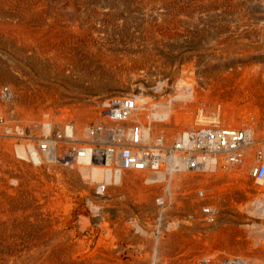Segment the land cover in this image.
<instances>
[{"label": "bare ground", "instance_id": "obj_1", "mask_svg": "<svg viewBox=\"0 0 264 264\" xmlns=\"http://www.w3.org/2000/svg\"><path fill=\"white\" fill-rule=\"evenodd\" d=\"M262 1L264 2V0ZM237 2L238 1L235 0H193V8L189 10L177 11L175 9L176 11L174 12H172L173 10H169L170 12H172L168 15L170 17V22L172 19L174 26L178 30L177 34H175L174 36V39L177 40L175 41L176 44L178 40L183 41L185 35H188V38H190L189 40L194 43V45L196 46L195 48L198 49V51H206L208 55V63H206V65H204V63L202 64L205 66V68H202V70L205 72V74L216 78L212 79L210 81L211 83L207 85L209 88L208 90H213L214 92L225 86L222 82L223 80L221 81V79L223 77L225 78L227 67L230 65L234 66L235 68V65H237H233L234 62L232 64H227L225 56H228L229 54L234 55V52H236L235 55H238V52H243V50L240 48L241 46H238V44L243 43V41L245 40L242 32V27L245 22L249 21V19L251 18L252 20L250 21H252V23L253 21H255L252 14L244 13V10H241L238 5L239 2ZM38 3L39 1L37 2L36 0H0V36L8 39L9 42L14 41V43L17 42L18 44H22L24 47L28 48L29 51L30 49H32L31 47H33V49H40L39 45H41V52L45 54L44 52H46L51 45L48 44V41H50L51 43L56 37L59 36V34L57 33V29H52L49 26L47 19L51 16H48L46 14L48 11H44L45 9L41 10L43 9L41 8V3L40 5H38ZM243 3H245V1ZM250 3L247 4L250 5ZM177 9L180 8L178 7ZM260 12L261 13L256 15V18L264 20V11L262 8ZM37 14H40L41 17H39ZM164 14H161L160 12L156 13L155 15L160 17L164 16ZM37 16L40 19V23L36 22ZM256 22L259 23L257 20ZM147 24V30L155 32V34L158 36L159 33L156 32L157 29L154 27L156 23L154 25H151L149 23ZM252 26L253 24H251L250 28H252ZM255 26L254 29H256L260 25H258L257 27ZM142 27L143 26H141V28ZM260 27L257 29H260ZM261 29V33H264V26L261 27ZM255 31L253 30V32ZM253 32L252 34L254 35ZM170 33L173 34V32ZM0 42L3 43V41ZM166 44H168V42ZM23 46L19 48L23 50ZM13 48L11 47V49ZM15 51L17 52V50ZM130 51L133 53V57L136 61L139 59L141 61L149 60L150 62L152 61L150 59L152 58L151 53L154 54L156 52H153L154 50H149L150 52H144L143 49L138 50L135 48L134 50ZM36 52L38 55V52H40V50H37ZM48 53H51V51ZM54 53L56 52H53V54ZM132 53H130V55ZM7 56L8 55H6V57ZM23 57L25 58V55L22 56V58ZM204 61L206 60H203V62ZM257 61L258 60H256V62ZM259 61L261 60L259 59ZM10 62L12 63V60ZM244 63L245 62H243V64ZM136 64L134 65L136 66ZM246 64H248V62ZM138 65L140 69V63ZM250 66H252V64ZM239 67L241 68V65ZM236 68H238V66H236ZM252 68L250 69V73H248L249 71L247 72V78V74H245V76H243L242 74V76L247 80L245 78V81L240 80V82H243L241 86L244 87L243 85H246V83L250 81L253 82L252 84H254V86H258L264 89V81L259 83L260 80L257 79V76L259 75L257 74V72L255 73V71L252 73ZM255 68L257 69V67ZM57 70H60V68ZM197 70H199V68ZM234 71L237 73L239 72L237 69H234ZM229 73L227 74L229 75ZM251 73L253 74V76H249V74ZM231 77L232 76H230L229 78ZM17 78L13 75V73H11L8 68H6L4 65H0V250L1 248L2 250L5 249L4 252L2 251L3 253H0V264H101L100 259H102L103 257L110 258L109 256L111 253L108 250H105V252L103 253L99 248L95 247V250L93 252L89 251L88 253V251L85 252L84 250H82L83 247H81L80 243L77 245L73 244L74 247H72V249H69L67 248L68 246L66 247L62 244L64 239L63 237L65 235L63 237H52L53 235H50L48 231V226H42L43 228H45L44 230L42 228V231L39 232L40 229L38 230L35 228V225L37 226V223H31L33 222V218L31 217L33 213L41 212L47 215L49 214V211L53 214L57 209H59V207H61L59 205L60 201H54L53 203H51L50 199L48 198V196L50 195L49 193H51L49 191V189H51L49 185L54 183L53 180L55 179L57 180H55L56 185L60 187L59 189L62 188L61 190L63 191V193L68 192L67 190H74L73 192H76L81 186H83V188L86 187L90 192V195L88 193L89 197L87 202L93 213H100L102 211L101 206L104 201H107V199L116 201L118 198H120L121 200H124L125 204H127L129 201H131V199L137 198V201L143 200L144 202L146 201L148 204H150L149 206L147 204V210L153 209L152 206H154V209H156L157 212L159 211L160 214H167V212H170V210L172 212L173 203L179 204V202H177V199L182 200L183 198L187 199L191 197H196L194 199H198L199 197L200 199L199 201L194 200L198 201V203H195V205L191 204L190 207L189 204L187 205L186 210L188 212L190 211L195 214L197 209L200 208L201 214L204 215L203 207H206L207 205L211 207V209L209 208L210 210L219 213V217H214V219L212 217L209 222L205 218L202 219L201 217H195L194 219H198L197 221H194L196 223H193L192 227L194 228H191L190 225V227L187 225L188 219L186 220L187 222L186 224H184V226L182 224L183 221L170 222V224H166L167 226H165L168 228H166V230L169 231L168 233H165V229L164 233H161L160 230L162 227L159 229L158 227L156 229H150V226H147L146 228L145 224L141 225L143 222L148 225L152 224L154 226H159L160 223H162L158 220L153 221V219L151 220L150 217H147L146 221L144 219L143 221L138 220L133 222L137 225V229L145 234L144 240L147 241L149 245L153 246V251L151 253H149L150 251H147L149 256L146 259V263H144L145 261L143 262L144 264H264V247L262 248V246L264 245V225H251L250 222V228L247 229L251 231H249L248 233L251 234L252 231L255 230H257L258 233H253L249 236L254 244H252L253 246H251V243L249 244L247 242H244V240L242 239L244 237L240 236V234L237 233L240 226L239 222H237L236 220L231 222L230 220L225 219V217L222 215V211L227 212V210L229 209V205L220 207V205L216 206L217 202H213L214 197L220 199L221 195H219V193L222 194V191L223 193L225 192L224 194L227 193V197H230L229 188L234 187V193L237 195V191H240L241 193L244 190L245 192V188H252V186L256 182L254 180L256 178L253 176L252 172L257 166H259L260 163L264 161V135L261 134L260 131L256 128V126H264V103L261 106L247 103L249 105L246 104L245 106L244 104H241L240 100L238 101L237 99H235V97L231 98L228 94H222L223 92H219L217 95L215 93L216 99L215 97L214 99L216 100V103H214L215 100L213 102L208 101L207 103L206 98H208L211 94L210 92H204V94L202 92L203 97L205 98L197 99V94L196 98V95L193 97V101H191L192 103L188 105L184 103L181 104L184 105L183 107L180 106L183 108V110L180 109L181 111L172 114L170 113V111L173 110L169 111L166 109L165 111L167 112L162 110L160 111L158 107H156V109L153 105L152 106L154 108L152 106V108H147L149 106V100H143L142 97L134 100L132 99L134 98L133 96L121 94L112 96L109 101L103 100L96 102V106H98L97 108H99L98 110H94L93 107L95 106H81V103L76 101L77 103L75 102L74 105L77 104L78 109L73 108V111H71L68 109L64 110L66 108L63 109L61 107V102L59 101L57 93L60 90L56 92L57 94L51 93V97H47L48 104L44 105L43 103L45 102L41 103L40 99H38L37 97L31 98V96L36 91L40 92V90H36L34 93L32 92V95L30 94L31 96L25 95V87L22 86V84L20 83L21 81L19 82L18 80H16ZM224 80L226 81V79ZM196 81H198L197 78ZM202 81L204 82V80ZM238 81L239 80H237V84L239 85L240 82L238 83ZM112 82L113 78L105 79L103 77L98 81L95 79L92 82L91 88L101 90L104 89L106 85ZM229 83L227 82V85ZM5 86L7 88H5ZM32 87L35 88L37 86ZM232 88L233 87H231V89ZM240 91L242 90L239 89L234 94L238 95L240 94ZM37 92L35 94L36 96L39 94H37ZM42 94L43 93L41 92V96ZM262 95H264V92L262 93ZM115 99H122L133 102V107L126 108L125 111L127 113H125V115L121 114V118L113 117L108 108L109 103ZM202 104L203 106H201ZM159 108L162 107L160 106ZM74 109L77 110V112H74ZM91 117H93L94 119L92 120ZM178 122L184 123L185 126L181 128H177L176 126V128L173 127V125H177ZM224 122L227 125H223ZM153 123H156V125L161 124L165 126L167 124L172 125L173 128H171L176 132L170 130L169 128V133L166 131V136L164 134L163 136L161 135V132H159L158 130L156 131V129L152 127ZM167 127H165L166 130ZM223 127L244 129L247 132V136L249 138L251 137L250 144H243V146L241 147L240 156L239 154H236L232 155L234 156V158H232L227 153L211 152L209 150L203 149V146L207 145L208 142V137L205 133L221 129ZM60 131H63L64 133H61ZM199 144L201 146H198ZM193 147H195L194 150L192 152L189 151V149ZM129 159H135V162H129V165L127 166L126 162L127 160L129 161ZM191 161L196 162L195 167H192L190 165ZM182 171H186V175L184 174L183 178L182 175L178 174ZM55 176H58L59 178H55ZM141 179L142 181L138 184V180ZM219 185H221L223 188L219 187ZM145 186L152 187L145 188ZM196 191L204 193L200 194L198 192L199 194L197 193L195 195H191V192L196 193ZM214 191L217 192L215 193ZM232 195L233 194H231V196ZM11 197L13 198L12 200ZM203 197H205L206 203L204 200L200 202ZM37 199L38 202H36ZM191 199L193 201V198ZM248 201L249 202L245 201V204L238 202V208L235 206V210H240L241 208L244 209V207L246 206L247 212H250L251 215L264 216V196L256 198L253 197L252 199L249 198ZM158 202L160 204L159 207L157 206ZM116 203H118V201ZM221 203H223V201ZM37 205L39 206V209L37 208ZM83 211L85 212H79L80 214L74 219V221H79L83 226H85L87 225V220H89V218L86 210ZM197 212H199V210ZM121 214L124 213L121 212ZM51 216L53 217V215ZM159 216L160 215H158V217ZM42 220L47 221V218H44ZM50 220H53V218H50L49 221ZM126 225L128 227V224ZM201 229H205V231L207 232V236L204 235L202 241H199L200 239H202V237L199 238L197 242L195 241L196 238L194 240H190L191 236L185 234L189 231L195 232ZM147 230H150L151 232L148 231L150 232L148 233ZM117 231H115L114 229L115 233ZM112 236V239H114L115 235ZM116 236L118 237V235ZM121 237L124 238V236ZM127 241H129V238H127ZM137 242L140 243L141 241L139 240ZM110 243L112 242L110 241ZM143 243L146 244V242L143 241L141 245H143ZM97 244L96 246H98ZM107 246L108 245H106V247ZM199 246H202L204 248V251H191L192 248L196 249V247ZM255 246L256 248H254ZM186 247L189 249L187 250L188 252L185 251V253L182 255L175 254L174 257L168 258V256L173 255L174 250H176L175 248L185 249ZM251 247L253 250L251 249ZM260 247L261 250L258 249ZM216 248H220V255L218 254V251H212ZM76 249L78 252L81 250V254L79 255L80 259H78V255L73 252V250L76 251ZM111 249L112 248H110V250ZM204 252H207L208 254L206 255L205 253V255L203 256ZM131 255L132 256H127L129 259L131 258V260L127 259L129 261L128 263L142 264L143 258L140 259L139 257H133V254ZM121 259H123V257ZM113 260L114 259H112V261ZM116 260L117 259H115L114 262H117ZM105 263L107 262L105 261Z\"/></svg>", "mask_w": 264, "mask_h": 264}, {"label": "rangeland", "instance_id": "obj_2", "mask_svg": "<svg viewBox=\"0 0 264 264\" xmlns=\"http://www.w3.org/2000/svg\"><path fill=\"white\" fill-rule=\"evenodd\" d=\"M36 1L37 2L39 1L38 5H40V3H41V8H43L41 10L45 9L44 11H48L46 14L48 16L49 15L51 16V17H48V19H47L48 24L52 29L54 28V29L58 30L57 33L59 34V36L56 37L54 39V41H52L51 43H50V41H48V44L49 45L51 44V45L49 46L48 50L46 52H44L45 54H43V52H41V45H39L40 49L39 48L33 49V47H31L32 49H30V51H31V54H30L29 49L24 47L22 44H18L17 42L14 43V41H12L14 43L13 44L12 42H9L8 39L4 38L3 36H0V41H3V43L0 42V60L2 61V62L0 61V65H4L6 68H8L11 71V73H13V75L16 78L18 77L16 80H18L19 82L21 81L20 83L22 84V86L25 87V89H24L25 95L31 96L32 92L34 93L36 90H40V92L36 91L37 94L38 93L40 94V96H39V94L36 96L35 95L36 92H35L31 96V98L37 97L38 99H40L41 103L45 102V103H43L44 105L48 104V102H47L48 98L47 97H49L51 95V93L52 94L58 93V98H59V101L61 102L60 103L61 107L63 109L66 108L64 110L68 109L71 111H73V108H75V109L77 108V104L74 105V103L76 101L80 102L81 106L82 105L83 106L84 105L85 106H92V107L95 106V107H93L94 110H98L99 108H97L98 106H96V102L103 101V100L109 101V99L112 96L121 95V94L133 96L134 98H132V99H134V100H137V99H139V97H142L143 100H147V101L149 100V106L147 108H150L153 105L155 108L158 107V109L160 111L161 110L165 111L166 109L169 111L173 110V111H170V113H172V114H175L176 112L183 110L182 107L184 105H181V104L184 103V104L188 105V104L192 103L191 101H193V97L196 95L195 96V98H196L197 94H198L197 99L205 98V97H203L204 92H206V93L210 92V94H211L208 97L209 99L206 98L207 103H208V101L213 102L216 99L215 93L217 95L219 92L220 93L223 92L222 94H225V95L228 94L231 98L235 97V99H237L238 101L240 100L241 104H244L245 106L247 103L258 105V106H261L264 103V101H263L264 95H262V93L264 92V89H262L258 86H254V84H252L253 82H250V81H248L246 83V85H243L244 87H242L241 85L243 84V82H240V80L245 81L244 80L245 77H243V76H245V74H247L246 75V78H247L248 73L251 72L250 69L252 67L254 68V70L252 68V73L255 71V73L257 72V74L259 75V76H257V79L260 80L259 83L264 81V70H263L264 69V33H261L262 32L261 27L264 26V22H262V21H264V20H260V19L256 18L257 17L256 15H258L259 13L262 12V11L260 12L261 8L264 11V2L262 0H254L255 3L253 0H235V1L239 2V3L238 2L237 3L239 5L240 9L244 10L243 11L244 13L252 14L253 19L255 21H253V23H252V21H250V20H252V18L250 17L251 19H249V21L245 22V24L242 27V32H243L245 40L243 41L244 44L240 43V44H238V46L239 47L241 46L240 48L243 50V52H238V55L237 54L235 55L236 52H234L233 53L234 55L229 54L228 56H225L227 64H232L234 62L233 65H235V64H237V65H235V68H234V66H230V65L228 66L229 69L227 67L226 76H225V78L223 77L221 79V81L223 80L222 82L225 86L219 90H216V92H214L213 90H208L209 88L207 86L209 83H211L210 81L212 79H216V78L213 76L211 77V76L205 74V72L202 70V68H205L204 65H206V63H208V60H207L208 55H207L206 51H204V50L198 51V49L195 48L196 46L194 45V43L189 40L190 38H188L189 37L188 35H185L186 38L184 37L183 41L178 40V42L176 44L175 41H177V40L174 39L175 38L174 36H175V34H177L178 30L174 26L172 19L170 22V17L168 16L170 13H172L176 10L177 11H179V10L184 11V10H189V9L193 8V0H107V1L106 0L105 1L104 0H36ZM190 1H192V2H190ZM244 1H245V3H243ZM256 2H257V4H256ZM247 3H250V5ZM261 3H263V4H261ZM178 7L180 9H177ZM259 7H260V9H259ZM169 10H171V11L173 10V11L170 12ZM253 11H256V12H253ZM160 12H161V14L165 13L164 16L159 17V16L155 15L156 13H160ZM167 12H168V14H167ZM37 15L39 17H41L40 14H37ZM38 16L36 17V22L40 23V19ZM100 17H103L104 19L100 18ZM256 20L259 23H257ZM56 22L58 23V25ZM260 22H261V24H260ZM54 23H55V25H54ZM147 23H149L151 25H154L156 23L154 25V27L157 29L156 32L159 33L158 36L155 34V32H153L151 30H149V31L147 30V25H148ZM100 24H101V26H100ZM251 24H253L252 28H250ZM255 24H256V26H255ZM144 25H146V26H144ZM158 25H159V27H158ZM258 25H260L261 27ZM141 26H143V27L141 28ZM254 26L255 27L258 26L257 28L260 27V29H257V28L254 29ZM62 27H63V29H62ZM108 28H110V29H108ZM251 29H253L254 31L257 30L258 32L257 31L253 32V30H251ZM73 32H75V33H73ZM170 32H173V34H171ZM249 32H251V33H249ZM252 32L254 33V35L252 34ZM256 33H258V34H256ZM259 33H261V34H259ZM65 35L66 36L68 35L67 36L68 38ZM146 35H148V36H146ZM153 35H154V37H153ZM261 35H263V36H261ZM65 37L67 39H69L70 41L67 40ZM104 37H105V39H104ZM135 37H137V38H135ZM156 37H157V39H156ZM160 37H161V39H160ZM60 39H61V41H60ZM57 40H59V41H57ZM143 41H145L146 43ZM167 42H168V44H166ZM173 42H175V43H173ZM4 44H6V45H4ZM149 44H150V46H149ZM20 45L23 46L22 47V48H24L23 50L21 48H19V47H21ZM67 45H69V46H67ZM157 45H159V46H157ZM162 45H163V47H162ZM176 45H178V46H176ZM13 46H14V48H13ZM182 46H183V48H182ZM11 47L13 49H11ZM71 47H72V49H71ZM164 47H165V49H164ZM134 48L138 49V50L143 49L144 52H150L149 50H151V51L154 50L153 52H155V51L156 52L154 54L151 53L152 54V58H150L152 60L151 62L149 60L141 61L139 59L136 61L133 57V53L130 51V50H134ZM5 49H6V51H5ZM64 49H66L67 51ZM174 49H176V50H174ZM15 50H17V52ZM37 50L38 51L40 50V52H38V55L36 52ZM166 50H168V51H166ZM50 51H51V53H48ZM8 52H10V53H8ZM53 52H56V53L53 54ZM4 53L8 56L6 57V55ZM21 53H22V55H21ZM130 53H132V54L130 55ZM23 54L25 55V58L27 57L26 60L24 57L22 58V56H24ZM153 55H154V57H153ZM131 57H133V58H131ZM230 57H232V58H230ZM73 58H74V60H73ZM201 59L206 60V61L203 62V60H201ZM259 59L261 61H259ZM11 60H12V63L10 62ZM228 60L229 61L231 60V61L229 62ZM256 60H258V61L256 62ZM153 61H155V62H153ZM243 62H245L244 64L246 66L243 64ZM247 62H248V64H246ZM27 63H28V65H27ZM67 63H68V65H67ZM139 63H140V69H139V65H138ZM203 63H204V65H202ZM134 64H136V66ZM150 64L152 65V67ZM200 64L202 65V67ZM251 64H252V66H250ZM240 65H241V68L244 67L245 69L244 68L241 69L239 67ZM109 66H111V67H109ZM146 66H147V68H146ZM236 66H238V68H236ZM246 67L247 68L249 67V68L247 69ZM255 67H257V69ZM46 68H49L51 71L49 69H46ZM59 68H60V70H57ZM195 68H197V69L199 68V70H197ZM230 68H231V70H230ZM234 69H237L239 72L238 73L235 72ZM52 71H53V73H52ZM229 71H230V73H229ZM87 73H89V74H87ZM227 73H229V75ZM252 73L249 74V76H253ZM234 74H235V76H234ZM237 74H239V75H237ZM242 74H243V76H242ZM43 75H44V77H43ZM80 75H81V77H80ZM230 76H232V77L229 78ZM103 77L105 79L106 78H111V79L113 78V82L106 85L104 89H101V90L100 89H97V90L92 89L91 88L92 82L95 79L98 81V80H100V78L102 79ZM28 78H29V80H28ZM196 78L198 81H196ZM224 79H226V81ZM202 80H204V82ZM237 80H239L238 83L240 82L239 85L237 84ZM205 81H206V83H205ZM189 82L192 85H190ZM227 82L228 83L230 82L228 84L229 86L227 85ZM204 84L207 86V88ZM234 84H235V86H234ZM32 86H37V87L33 88ZM202 86H204V87H202ZM39 87H40V89H39ZM231 87H233L235 89H233V88L231 89ZM5 88H7V87L5 86ZM238 88L241 89L242 91L243 90L244 91L243 92L240 91V94L235 95L234 93L239 90ZM54 90H55V92H54ZM58 90H60L59 92H61V93L57 92ZM41 92L43 93L42 94L43 97L41 96ZM198 92H200V93H198ZM202 92H203V94H202ZM185 95L187 98L185 97ZM62 97H64V98H62ZM214 97H215V99H214ZM181 98H182V100H181ZM210 98H212V99H210ZM177 99H180V100H177ZM165 101H166V103H165ZM178 101H179V103H178ZM214 103H216V100L214 101ZM249 104H247V105H249ZM160 106L162 108H159ZM180 106H182V107H180ZM201 106H203V104ZM174 107H176V108H174ZM74 112H77V110H75ZM165 112H167V111H165ZM91 119L93 120L94 118L91 117ZM69 125H71V124H69ZM168 125L169 124H167L166 126L161 125V124L156 125V123H153L152 127L155 128L156 131L158 130L159 132H161V135H163V134L165 135V134H167V132L169 133L170 130H173L172 128L175 126L177 128H181V127L185 126L184 123H182V122H178L177 125H173V127H172V125H169V126ZM223 125H227V124L224 122ZM165 127H167V130ZM169 128H170V130H168ZM256 128L260 131L261 134L264 135V126L263 127L256 126ZM173 131L176 132L175 130H173ZM60 132L64 133L63 131H60ZM57 177L55 176V178H57ZM55 180H53L54 183L49 185L51 188V189H49V191L51 193H49L50 195L48 196V198L50 199L51 203H53L54 201L55 202L60 201L59 205L61 207H59V209H57L56 212H54L53 214L50 213L49 211H48L49 214H47V215L44 213H41V212L33 213V215L31 217L33 218L32 221L33 222L35 221V222L34 223L31 222V223L32 224L37 223V226L35 225V228L38 230L40 229L39 232L42 231V228H43L42 226L45 225V227L48 226L47 227V228H49L48 231H49L50 235H53L52 237H58V236L63 237L65 235L63 237L64 239H63L62 244L65 245L66 247L68 246L67 248H69V249H72V247H74L73 244L77 245L80 243L81 247H83L82 250H84L85 252L88 251V253H89V251L93 252L95 250L94 249L95 247L99 248L100 251L103 253L105 252V250H108L111 253L109 257L110 258L113 257V258L110 259V258L103 257L102 259H100L101 264H103V263L104 264H119V263L120 264H130V263H128L129 262L128 260H131V258L129 259L127 256H132L131 254H133V257H139L140 259L143 258L142 264L146 263V259L149 256L148 252L150 251L149 253H151L153 251L152 250L153 246L149 245L147 243V241L144 240L145 234L143 232L139 231L137 229V225L133 223V222H135V220H138V218L140 221L142 220V219H140L141 218L140 212H142V210H141V207L139 206V204L134 203L132 205V202H130L129 205H126L124 203V200H121L120 198H118L116 201H111V199H107V201H104L102 206H101L102 211L100 213H96V212L93 213L92 210L90 209L89 205H88V202H87L88 197L90 195V192L88 191V189L86 187H84L85 188L84 189L83 186H81L76 192H73L74 190H71V191L67 190L68 192L63 193V191L61 190L62 188L59 189L60 187H58V185H56ZM147 187L149 188L152 186H145V188H147ZM219 187H222V186L219 185ZM229 189H230V191H229L230 197H227V193L224 194L225 192L223 193V191H222V194L219 193V195H221V197H223V198L220 197V199H219V198L214 197L213 202L214 203L217 202L216 206L220 205V207H225L226 205L227 206L229 205V209L227 210V212L222 211V215L225 217V219H228L231 222L235 221V220L237 222H239L238 216H241L244 219L246 214H241L243 212V208H241L240 210L239 209L235 210L239 204L238 199L242 198L240 203L243 204V203H245V201L249 202L248 201L249 198L252 199L254 196H256V195L261 196L262 194L253 192L252 190H249L251 188L248 187L247 189L245 188L246 193L244 192V190L241 193H240V191H237V195L239 194L237 196L234 193V187H231ZM198 192L197 191H196V193L191 192L192 194L191 193L190 194L195 195ZM214 192L216 193L217 191H214ZM88 193H89V195H88ZM199 193L201 194L204 192H199ZM231 194H233V195L231 196ZM205 197H206V195H205ZM205 197H203V199L201 198L202 200H200V202H202L204 200L206 203ZM191 198H193V201ZM191 198H187V199L183 198L182 200L177 199L178 200L177 202H180L179 200H181L182 202H180V204L184 208V204H186V206L189 204V207H190L191 204L195 205V203H198V201L200 199L199 197H198V199H194L196 197H191ZM12 199L13 198L11 197V200ZM226 199H228V200H226ZM194 200H198V201H194ZM117 201H118V203H116ZM220 201L221 202L223 201V203H221ZM36 202H38V199L36 200ZM121 202H122V204H121ZM218 202H219V204H218ZM228 203H230V204H228ZM158 204H159V202H158ZM221 205H223V206H221ZM202 206H204V205H202ZM121 207H122V209H121ZM207 207L211 209L210 206H207V205H206V207L204 206L203 207V210H204L203 214L204 215L201 214L200 208L197 209V211L199 210V212L196 211L195 215H198L197 216L198 218L201 217L202 219H204V218L207 219L208 222L210 221V219L212 217H213V219H214V217L215 218L219 217V213L212 211V210H211V213H206L205 208H207ZM37 208L39 209L38 205H37ZM184 209H186V207ZM83 210H86V213L88 214V218H89V220H87L88 223L85 226H83L82 223L79 221H74V219L80 213L85 212ZM180 211H182V210H180ZM121 212L124 214H121ZM192 214H193L192 212H190V211L188 212L185 210L183 212H181L182 218L188 219L190 221L193 220V218H194L193 216H191ZM51 215H53V217ZM74 215H76V216H74ZM42 216L44 218H47V221L42 220V219H44ZM50 218H53V220L49 221ZM107 221H109V222H107ZM256 221L258 223L259 222L264 223V219H261V220L256 219ZM115 222H117V223H115ZM193 223H196V222H187V225L188 226L190 225L191 228H194V227H192ZM203 223H205V222H203ZM120 224H121V226H120ZM122 224H124V225H122ZM126 224H128V227ZM143 224H145L146 228H147V226L148 227L150 226V229L151 228L156 229L157 227L159 229L162 227L160 232L164 233V231L167 228L165 226H167L170 223H163L162 222V223H160L159 226H154L152 224L148 225L144 222L141 225H143ZM182 224L184 226V224H186V222L185 223L182 222ZM125 225H126V227H125ZM239 225H240V223H239ZM106 227L108 228V230ZM44 228H43V230H44ZM249 228H250V226L248 227V229ZM114 229H115V231L118 230L116 232L117 234L114 232ZM244 229L245 228L242 227V224H241V227L239 226L237 233L240 234V236L244 237V238L241 237L244 240V242H247L249 244L251 243V246H253L254 244H253L251 238H249V236L252 235L253 233L258 234L257 230H255L256 232L252 231V233L248 235V231H251V230H248V229L244 230ZM148 231H150V230H147V232ZM202 231H204L205 233ZM150 232H148V233H150ZM168 232H169L168 230L165 231V233H168ZM189 232H186L185 234H188L191 236L190 240H194L196 238L195 241H197V242H198L199 238L202 237V239L199 240V241H202L204 238V235L207 236V232L205 231V229H201L199 231L190 232V233ZM112 235H115L114 239H112L113 238ZM116 235H118V237ZM132 235H134L136 237L139 236V237L138 238H132ZM243 235H245L246 237ZM121 236H124V238ZM128 236H130V237H128ZM108 238H110V239H108ZM125 238H126V241H125ZM127 238H129V241H127ZM139 240L141 241L140 243L137 242ZM110 241L112 243H110ZM143 241L146 242V244L143 243V245H141V243ZM98 242H100V243H98ZM136 242H137V244H136ZM96 244L98 246H96ZM105 244L108 246L106 247ZM199 247H196V249L192 248L191 251H198V250H199L198 252L204 251V248L202 246H201L202 248L201 247L199 248ZM263 247H264V245L262 246V248ZM110 248H112V249L114 248V249L110 250ZM254 248H256V246ZM129 249H131V250H129ZM175 249L176 250H174L173 255L168 256V258L174 257L175 254H178V255L181 254L182 255L185 253V251L188 252L187 250H189L187 247L185 249H183V248H175ZM251 249H252V247H251ZM258 249L261 250V247ZM2 251L4 252L5 249L2 250V248H1L0 253H3ZM212 251H216V252L218 251V254L221 252L220 248L219 249L216 248L215 250H212ZM73 252L76 255H78L77 258L81 254V250L78 252L76 249V251L73 250ZM141 253L143 254V256ZM205 253H206V255L208 254L207 252H204L203 256L205 255ZM116 255H119L120 257L122 256L123 259H121L122 257L120 258L119 256H116ZM124 258H125V260H124ZM78 259H80V257ZM112 259H114V260L112 261ZM115 259H117L116 260L117 262H114ZM119 260H120V262H119ZM105 261L107 263H105ZM134 264H139V263H134ZM261 264H263V263H261Z\"/></svg>", "mask_w": 264, "mask_h": 264}, {"label": "built area", "instance_id": "obj_3", "mask_svg": "<svg viewBox=\"0 0 264 264\" xmlns=\"http://www.w3.org/2000/svg\"><path fill=\"white\" fill-rule=\"evenodd\" d=\"M133 107V102L122 99H115L109 103V111L111 115L116 118H121V114L125 115L127 113L125 111L126 108ZM208 137L207 145L203 146L204 150H209L211 152H223L229 154L232 158L239 154L241 155V147L244 145L250 144L251 137L247 136V132L244 129H234V128H226L223 127L221 129H217L215 131H209L205 133ZM198 146H201L200 144ZM195 147L190 148L189 151H193ZM238 156V157H239ZM237 157V158H238ZM129 162H135V159L127 160L126 165H129ZM192 167L196 166V162L191 161L190 164ZM253 176L256 179L264 178V161L259 164L253 170ZM206 213H211V210L207 207L205 208Z\"/></svg>", "mask_w": 264, "mask_h": 264}, {"label": "crops", "instance_id": "obj_4", "mask_svg": "<svg viewBox=\"0 0 264 264\" xmlns=\"http://www.w3.org/2000/svg\"><path fill=\"white\" fill-rule=\"evenodd\" d=\"M183 173V174H182ZM178 174H180V175H182V178H183V176H184V174L186 175V171H182L181 173H178ZM256 182L254 183V185L252 186V188L250 189V190H252L253 192H257V193H259V194H262L261 196H264V179H254ZM142 181V179L141 180H138V184L140 183ZM258 181V182H257ZM160 182V181H159ZM258 184V185H257ZM250 188V187H249ZM261 191V192H260ZM255 198L256 197H260V196H254ZM135 199V200H134ZM242 199V198H241ZM241 199H239V202L241 201ZM139 200V199H138ZM136 201H137V198H133V199H131V201H129L126 205H129L130 204V202H132V205L134 204V203H136ZM141 201V200H140ZM140 201H137V204H139V206H142L141 207V210L143 211V212H140V214H141V218L140 219H142V217H143V219L141 220V221H143L144 219H145V221H146V218L148 217H150L151 218V220L153 219V221H156V220H158L159 222H163V223H170V222H187L186 220L187 219H185V218H182V216H181V212H183L184 210L185 211H187L186 209H184L185 207L187 208V206L184 204V208L182 207V205L180 204V202H182L181 200H179L180 202H179V204H176V203H173L172 205H173V209H172V212H171V210H170V212H167V214H165V213H162V214H160V212L158 211L157 212V210L156 209H154L155 207L154 206H152L153 207V209H150V210H147V208H148V206L150 205V204H148L146 201V204H145V202L142 200L141 201V203H140ZM139 202V203H138ZM142 204V205H141ZM147 204H148V206H147ZM245 204V203H244ZM144 205V206H143ZM247 205V204H246ZM146 206H147V208H146ZM157 206L159 207L160 206V204H157ZM127 207V206H126ZM180 210H182V211H180ZM151 212V213H150ZM154 212V213H153ZM156 212V213H155ZM153 213V214H152ZM177 213V214H176ZM242 213H244V214H246V216L244 217V219L241 217V216H239V223H240V226H241V224H242V227H244V228H246V230H247V228L250 226V222H251V225H260V226H263L264 225V223H258L257 221H256V219H264L263 217L264 216H260V215H251L250 214V212H247V209H246V206L244 207V209H243V212ZM241 213V214H242ZM152 214V215H151ZM150 215V216H149ZM155 215H157V216H155ZM158 215H160L159 217H158ZM152 216V217H151ZM163 216V217H162ZM169 218H167V217ZM192 216L195 218V217H197L195 214H192ZM154 217H156V218H154ZM161 217V218H160ZM250 217V218H249ZM128 218V217H127ZM193 218V220H188V222L190 221V222H194V221H197V218L196 219H194ZM242 218V219H241ZM247 218V219H246ZM173 219V220H172ZM250 219H251V221H250ZM128 220V219H127ZM138 220H139V218H138ZM138 220H135V221H138ZM177 220V221H176ZM185 220V221H184ZM249 220V221H248ZM249 232V231H248ZM249 234V233H248ZM243 236H245V235H243ZM132 237L133 238H138V237H136V236H134V235H132ZM246 237V236H245Z\"/></svg>", "mask_w": 264, "mask_h": 264}]
</instances>
